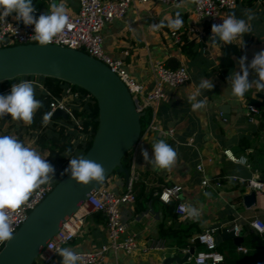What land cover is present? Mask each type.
Segmentation results:
<instances>
[{"label": "crops", "instance_id": "0c3cea01", "mask_svg": "<svg viewBox=\"0 0 264 264\" xmlns=\"http://www.w3.org/2000/svg\"><path fill=\"white\" fill-rule=\"evenodd\" d=\"M51 2L33 0L37 9L35 15L38 17L46 13ZM63 2L67 13L77 12L78 0ZM192 10L191 0H180L177 5L171 6L155 0L132 3L121 19H113L102 27L105 49L112 56L124 60L130 75L142 82L145 90L154 85L152 67L156 60H162L166 65L183 63L189 75L185 83L166 88L165 98L152 107L157 129L146 125L130 150L129 178L135 176L132 177V190L134 182L139 183L140 189L134 200L121 202L120 214L125 234H133L138 247L131 252L121 249L108 251L106 258L110 263L161 264L166 255L183 257L189 254L186 260L171 264H193V252L201 245L191 242L190 237L204 230L213 231L216 246L224 254V259L218 264L264 261V242L261 245L254 237L262 234L250 224L255 217L264 221V193L255 192V202L245 205L242 195L251 189L243 182L228 177L234 174L245 180L251 177L264 180V123L258 115L249 118L248 112L249 99L258 90L253 85L242 98L233 97L227 79L230 73L240 71L242 56H247V63L250 64L254 55L264 50V0H253L251 4L236 0L234 7L227 10L228 14L234 13L237 18L245 19L250 31L231 45L232 63L226 70L220 67L219 59L229 45L210 41V22L207 19L194 21ZM245 10H248L251 19L245 15ZM177 13L183 21L178 29L180 36L185 35L195 43L196 52L192 56L183 53L181 38L178 43L171 38L172 28L167 24L177 17ZM203 78L213 82L212 91H199ZM255 78V73L250 70L249 80ZM8 84L0 95L10 93L13 82ZM189 91L199 93L197 101L207 100L204 109L198 112L191 110ZM35 92H40L39 86ZM12 124L16 121L10 116L0 119V135L15 132ZM33 139L32 143L30 140L24 143L47 155L44 144L36 141L35 136ZM160 139H164L178 153L176 166L171 170L154 169L146 164L141 154L142 149H147L151 156V143ZM225 148L236 156H244L246 161L230 160L223 153ZM198 163H202L203 170L197 169ZM203 178H208V184L202 183ZM217 178L220 180L218 185L215 184ZM128 181L124 174L115 172L106 183L116 194H123ZM173 183L182 186L181 198L188 208L183 215L176 211L175 201L164 203L157 197L163 186ZM191 209L196 210L195 215H192ZM234 225L239 226L238 234L228 236L223 230H232ZM238 236L239 240H235ZM152 237L161 238L164 248L144 249ZM107 240L104 216L92 211L85 216L75 237L62 248H71L75 252L91 251ZM54 260L56 264H61L58 254ZM78 264L85 263L79 261Z\"/></svg>", "mask_w": 264, "mask_h": 264}, {"label": "built area", "instance_id": "2783aa9c", "mask_svg": "<svg viewBox=\"0 0 264 264\" xmlns=\"http://www.w3.org/2000/svg\"><path fill=\"white\" fill-rule=\"evenodd\" d=\"M152 0H78V9L74 14H69L70 24L65 30L54 38L53 44H59L78 48L87 54L106 63L120 79L128 87L135 105L138 110L147 111L151 108L150 119L147 126L157 129L154 122V112L152 107L161 102L166 96L167 87H176L185 83L189 79L188 71L183 63H179L175 67L167 66L162 60H156L152 67L154 85L150 90H145L144 84L138 81L134 76L130 75L125 67L122 58L112 56L103 45L102 27L111 22L113 19H121L130 4L147 3ZM165 5H177L180 0H155ZM193 3V20L207 19L210 22V28L213 24L223 23L230 14L227 10L234 7L236 0H191ZM130 28V27H129ZM34 33V26H25L22 21H16L14 18L8 17L4 21H0V47L7 44L30 43L35 42L31 39ZM173 42H180V32L178 29H172L170 32ZM127 52H125L126 54ZM18 79V83H19ZM34 82V85L45 93L49 94L50 100L48 108L45 112L48 119L52 121L53 112L56 108H60L68 114L70 122L64 123L67 131H73L78 138L86 139L88 131L85 129L83 118H90L89 115L82 118L76 114L74 108H83L86 106L89 110V103L94 97L87 91H81L72 87L67 83L62 92L58 95L51 94L45 85L38 80H27ZM93 97V98H92ZM249 118L258 115L264 123V108L255 105H248ZM90 128V125L89 127ZM172 131V129H169ZM223 153L227 158L233 161L245 162L244 156H236L230 149H223ZM198 170H203L202 163L197 164ZM135 176H131L128 181L127 189L123 194H116L113 189L106 183L102 182L89 196L81 201L76 210L63 220L59 228L45 241V245L41 249L37 264H54V258L57 255L56 250L62 248L66 243L70 242L84 223L85 216L92 212H100L105 219L107 242H103L98 248L91 251L76 252L80 256V261L85 264H115L110 263L106 258V253L110 250H124L131 252L138 247L133 234H125V227L121 221L120 204L124 201L134 200L132 190V182ZM234 181L243 182L244 186L253 189L255 192L264 193V180L256 177L244 179L238 175H228ZM208 178H203L202 183L208 184ZM55 184L54 179L49 183L40 186L30 196L24 205L17 209L8 210V215L12 220L14 231L26 218L29 211L38 204L46 195V193ZM215 184H220L219 178L215 180ZM182 186L173 183L163 186L158 192L157 197L164 203L172 201L176 202V211L183 215L188 208L181 198ZM250 224L256 228L260 234L264 233V221L259 218H253ZM232 230L235 235L238 234L239 226L234 225ZM190 241L201 245L192 255L193 264H218L224 259V254L220 251L215 243L212 230H204L190 237ZM4 243L0 244V248ZM164 248V242L161 238L152 237L144 249H161ZM36 262V261H35ZM180 264V263H176ZM251 264H264V261L254 262Z\"/></svg>", "mask_w": 264, "mask_h": 264}, {"label": "water", "instance_id": "95a60500", "mask_svg": "<svg viewBox=\"0 0 264 264\" xmlns=\"http://www.w3.org/2000/svg\"><path fill=\"white\" fill-rule=\"evenodd\" d=\"M29 74L61 79L94 97L98 108L97 128L83 155L103 165L104 181L115 168L129 179L130 170L123 163L131 160L127 152L140 138V118L145 110L136 108L134 98L120 77L106 63L78 48L53 43L42 47L37 42L7 44L5 40L0 47V85L3 81L17 82L20 76ZM249 104L264 108V92H255ZM53 116L68 118L60 108L54 110ZM100 184L93 181L84 186L63 175L29 211L14 231L13 239L4 242L0 248V264H33L46 239ZM242 198L245 205H251L255 202V191L249 190ZM223 231H227L228 236L234 234L226 228ZM254 237L263 244L264 234ZM235 240H239V236ZM188 255H166L161 264L182 262Z\"/></svg>", "mask_w": 264, "mask_h": 264}, {"label": "clouds", "instance_id": "9594fccd", "mask_svg": "<svg viewBox=\"0 0 264 264\" xmlns=\"http://www.w3.org/2000/svg\"><path fill=\"white\" fill-rule=\"evenodd\" d=\"M36 11L33 0H0V21L13 16L25 26H34L31 39L39 46H48L70 24V17L63 0L59 3L52 0L48 11L38 17L35 15ZM245 15H248V10H245ZM251 18L248 15V19ZM182 24L183 21L177 13V17L169 20L167 26L179 29ZM249 31L245 19L237 18L232 13L223 19V23L212 25L209 40L230 45ZM239 65L240 71L230 73L227 78L231 95L242 98L253 85L258 91L264 92V50L256 53L250 64L247 63V56H242ZM250 70L256 76L251 81ZM198 87L202 93L205 90L212 91L214 84L211 80L203 78ZM198 94L189 91L188 102L193 112L204 109L207 104L206 99L197 101ZM42 106V101L36 98L34 82L24 80L13 83L9 94L0 95V119L10 116L12 120L22 121L30 126L35 112ZM47 119L45 115L44 123H47ZM151 147V156L147 149L141 150L146 164L157 170H171L176 166L178 153L164 139L155 140ZM46 157V154L15 136L0 135V244L13 239L14 229L8 210L24 205L36 189L49 184L55 178L56 169ZM105 173L106 169L102 164L79 154L69 159L68 167L61 175L70 176L77 183L88 186L93 181L102 183ZM191 213L195 215L196 210L191 209ZM56 253L61 257V264H78L80 261V256L71 248H59Z\"/></svg>", "mask_w": 264, "mask_h": 264}, {"label": "trees", "instance_id": "16d2710c", "mask_svg": "<svg viewBox=\"0 0 264 264\" xmlns=\"http://www.w3.org/2000/svg\"><path fill=\"white\" fill-rule=\"evenodd\" d=\"M253 0H244L245 4H251ZM181 38V49L183 53H185L188 56H192L195 54V43L192 40H188L185 35L180 36ZM233 43L229 46H226L224 48V51L219 59V65L221 68L226 70L232 63L231 53L233 51ZM245 45V44H243ZM178 65L176 62L175 64H169L167 63V66L169 67H175ZM23 80H38L39 82H42L46 89L51 94L58 95L62 92V89L67 84L65 81L52 77V76H43V75H22ZM19 77V79H20ZM21 79V80H22ZM9 84L6 83V81L1 82L0 85V91H3L8 87ZM37 88L36 86H34ZM74 88H78L81 91H85L83 88L78 87L76 85H72ZM40 89V88H39ZM36 98L42 101V107L35 112L33 123L29 126L23 123L25 131L27 132L28 136H36L35 139L38 142H41L44 144V146L47 148V157L46 159L48 162H50L56 169L55 178L54 181L57 182L61 177V173H63L64 169L68 167L69 159L75 156H78L79 154H83L87 148L90 146L94 132L97 128V113L98 108L96 104V100L94 99L92 102L89 103V110L87 111L86 106L79 109L74 108V111L76 114L81 115L82 118L84 116L89 115L90 118H83V122L85 125L86 131H88V136L84 140L82 138H78L77 135L73 131H67L64 123L70 122L68 119H62L60 116L53 117L52 121L44 123L45 118V112L48 108L49 104V94L45 93L43 90L40 89V92H35ZM93 98V97H92ZM150 108L147 109L145 112V116L143 115L140 118L141 122V128L142 131L145 129V126L147 125L149 119H150ZM145 117V119H144ZM144 120V125L142 124ZM59 121H62L63 123H58ZM22 122V121H21ZM90 125V128H88ZM15 136V135H13ZM19 140L24 142L23 136H16ZM70 150V151H69ZM127 154L130 156V151L127 152ZM131 159V156H130ZM123 166L130 169L131 167V160L124 162ZM119 173L120 172L117 168L114 169L112 173ZM140 185L139 183H133V191L135 197H138L139 194ZM36 262L34 261L33 264Z\"/></svg>", "mask_w": 264, "mask_h": 264}, {"label": "rangeland", "instance_id": "374dc122", "mask_svg": "<svg viewBox=\"0 0 264 264\" xmlns=\"http://www.w3.org/2000/svg\"><path fill=\"white\" fill-rule=\"evenodd\" d=\"M22 79V77H20V81H24L23 79ZM19 81V82H20ZM145 116V115H144ZM144 119H145V117H144ZM142 124L144 125L145 123H144V120H143V122H142ZM13 125V129H15L16 131L15 132H13L12 133V131L10 132V133H6L5 135H15V137L16 136H23V138H24V141H27V140H30L29 142L30 143H32V142H34V137L33 136H29L28 137V134H27V132L25 131V128H24V125L22 124V123H20V121H16V124H12ZM10 131V130H9ZM9 131H7V132H9ZM36 137V136H35ZM38 258H36L35 259V261L37 260ZM54 262V264H56V260H54L53 261Z\"/></svg>", "mask_w": 264, "mask_h": 264}]
</instances>
